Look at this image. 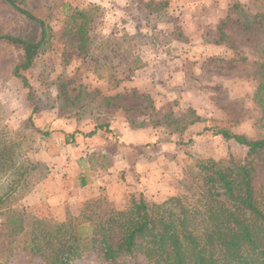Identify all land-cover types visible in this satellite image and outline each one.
Wrapping results in <instances>:
<instances>
[{
    "label": "rangeland",
    "instance_id": "rangeland-1",
    "mask_svg": "<svg viewBox=\"0 0 264 264\" xmlns=\"http://www.w3.org/2000/svg\"><path fill=\"white\" fill-rule=\"evenodd\" d=\"M19 1L52 32L24 75L29 88L11 73L19 52L0 43V129L36 164L28 192L0 211V261L28 264L21 253L6 259L20 240L10 237V217L27 229L76 216L100 196L117 209L131 194L161 202L186 193L195 161L245 156L232 140L197 135L204 127L235 119V133L263 136L252 102L260 37L241 24L264 11V0ZM69 8L91 18L86 55L64 30ZM0 33L39 37L3 0ZM193 115L204 122L179 134ZM30 116L40 132L26 127Z\"/></svg>",
    "mask_w": 264,
    "mask_h": 264
},
{
    "label": "trees",
    "instance_id": "trees-1",
    "mask_svg": "<svg viewBox=\"0 0 264 264\" xmlns=\"http://www.w3.org/2000/svg\"><path fill=\"white\" fill-rule=\"evenodd\" d=\"M3 1L39 31L38 39L0 33V43L19 52L12 75L29 88L24 75L45 49L52 30L46 18L22 8L19 0ZM65 18L64 30L74 37L79 54L86 55L91 18L84 10L70 8ZM223 26L224 22L220 29ZM241 27L260 37L258 61L252 70V102L263 136L251 140L235 133L233 129L239 126L235 119L215 121L197 135L207 132L234 141L246 150L242 159L228 156L195 161L196 173L186 193L161 202L131 194L124 207L117 209L100 196L85 201L76 216L51 225L33 220L27 229L21 217H10L6 221L10 237L20 240L7 248L6 259L21 253L28 264H80L88 257L93 259L91 264H264V11L244 18ZM36 110L35 106L32 112ZM203 122L193 115L178 132ZM25 125L40 132L34 128L32 116ZM192 143L190 137L186 144ZM21 149V143L1 128L0 211L28 192L36 164ZM85 184L81 180L80 185Z\"/></svg>",
    "mask_w": 264,
    "mask_h": 264
},
{
    "label": "crops",
    "instance_id": "crops-1",
    "mask_svg": "<svg viewBox=\"0 0 264 264\" xmlns=\"http://www.w3.org/2000/svg\"><path fill=\"white\" fill-rule=\"evenodd\" d=\"M188 130H191V128L189 127L188 129H187V131L186 132H188ZM86 185H87V183L85 184V187H86ZM84 187V186H83ZM88 198H86V199H84V200H87Z\"/></svg>",
    "mask_w": 264,
    "mask_h": 264
}]
</instances>
